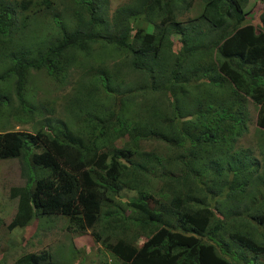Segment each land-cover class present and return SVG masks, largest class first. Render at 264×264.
Returning a JSON list of instances; mask_svg holds the SVG:
<instances>
[{
    "label": "trees",
    "instance_id": "trees-1",
    "mask_svg": "<svg viewBox=\"0 0 264 264\" xmlns=\"http://www.w3.org/2000/svg\"><path fill=\"white\" fill-rule=\"evenodd\" d=\"M76 1L74 28H67L53 16V40L22 38L24 42L17 45H13L18 32L15 13L9 3H0V59L7 63L0 81H13L11 89L19 111L31 116L33 110L25 104L22 91L28 70L44 69L58 77L67 63V53L84 52L88 44L102 40L130 56L128 65L134 71L145 73L134 84L135 90L141 92L143 88L165 97L166 106L160 110L154 101H144L150 118L167 117L166 130L157 132L145 123L124 124L123 110L130 112V107L138 103L131 95L140 94L126 91L113 100L101 118L85 112L83 105L72 106L77 110L75 118L84 114L73 132L66 127L55 129L46 121L48 118L43 125L50 132L42 126L33 134L1 132L0 159L27 153L35 168L33 173L27 170L24 186L12 189L11 196L17 193L16 206L7 227L24 226L37 214H59L77 223L80 230L91 229L101 213L108 217L118 213L116 225L121 227L126 217L115 209L119 207L123 212L130 209L136 213L131 220L138 232L127 237L125 228H121L120 237L100 242L121 264H254L257 255L264 256V184L260 176L254 175L256 164L251 163L249 172V163L233 157L225 160L226 154L222 158L220 149L228 152L232 141L242 133L246 98L256 107V127L264 132V15L260 16L262 30H257L250 23H242V3L246 0H201L195 18L214 30L203 35L193 25H185L194 19L183 23L175 19L174 9L170 11L169 4L172 7L173 2H183L188 8L192 0H141L118 12L116 34L108 37L107 25H96L99 4L95 0ZM18 4L14 2L24 11L30 1ZM154 9L161 18L152 30L135 27V20L150 16ZM174 35L179 37L182 50L164 81L159 79L162 67L158 66L163 64L159 52L164 47L171 51ZM205 36L209 42L198 48ZM196 52L200 56H195ZM186 60L195 63L193 77L181 80L176 74ZM200 74L208 79L192 83ZM100 78L108 80L106 74ZM223 81L239 96L228 105L215 101L217 92H213L214 98L209 92ZM217 91L220 94L222 90ZM6 99L0 92V104ZM192 109L196 110L194 119L182 121ZM82 133L89 134L87 140H82ZM108 138L118 140L120 145L106 144ZM149 140L160 141L173 151L165 167L150 152L137 159L140 143ZM100 172L105 173L104 177ZM154 178L159 179L158 184ZM123 189L131 190L133 195L135 192V197L119 200L116 195ZM256 195L258 201L254 200ZM243 199L249 200V205L244 206ZM239 201L247 212L240 216L241 223L235 221L239 217L227 216L232 211L238 213L235 205ZM104 203L110 208L101 212ZM221 233H226V240L220 238ZM231 246L235 253L228 254ZM41 258V254L28 253L17 257L14 264H35Z\"/></svg>",
    "mask_w": 264,
    "mask_h": 264
},
{
    "label": "rangeland",
    "instance_id": "rangeland-1",
    "mask_svg": "<svg viewBox=\"0 0 264 264\" xmlns=\"http://www.w3.org/2000/svg\"><path fill=\"white\" fill-rule=\"evenodd\" d=\"M21 0H0V3H9L16 16V24L18 32L14 37L13 45L28 41L31 39H39L40 41H51L56 35V27L52 21V17L56 16L67 28H74L76 26L77 1L75 0H46L47 3H41L42 0H29V8L21 11L14 2L18 4ZM99 4L100 14L96 18L97 26L107 25V36L116 34L114 27H118L117 14L120 10L127 7L135 6L137 1L141 0H95ZM188 2V0H187ZM19 5V4H18ZM170 6V11L174 9L175 19L184 23L188 19H194L185 25H193L196 31H200L203 35H210L214 32L213 29L208 28V23L204 20L196 19L195 16L200 12L202 1L192 0L188 8L184 6L183 2H173ZM244 16L242 23H250L255 26L257 30H262L260 24V16L264 15V0H246L242 3ZM165 12V11H164ZM148 17H139L135 22L141 30H152V27L161 18L158 10H153ZM166 13V12H165ZM156 31V30H155ZM24 38V40H22ZM178 36L171 37V51L164 47L159 52V59L163 64L159 72L163 80L169 76L171 68L175 61L179 59L181 53L180 41ZM210 38L203 37L198 48L209 42ZM1 47V46H0ZM173 49V50H172ZM72 54L73 59L70 58ZM200 56L198 52L195 56ZM66 65L62 68V74L55 77L52 74H47L44 69H30L25 76V84L23 87V97L25 104L32 107V114L27 115L24 111H19L11 89L13 81H0V92L5 93L7 99L5 103L0 104V133L4 131H18L33 134L40 126L46 131L50 132L47 127H44L43 122L48 118L49 124L55 126V129H62L66 127L70 131H74L77 121L81 120L76 117V109L72 106L80 104L85 107V112L92 116L98 115L100 118L106 116L107 110L111 106L113 100L121 93L130 91V94L140 92L135 90V86L142 80L141 75L145 74L142 70H133L128 65V58L124 52H120L113 48V44L98 40L95 43L88 44L84 52L79 53L73 50L66 54ZM195 63L189 60L183 63L179 69V74H176L181 80L193 77L191 74L194 70ZM7 68V63L0 59V73ZM106 74L108 80L105 81L100 78L101 75ZM146 77H144L145 79ZM208 78L202 74L193 78L192 83L206 81ZM214 82V81H212ZM135 84V85H134ZM221 89V93H218ZM217 92L215 101L221 100L228 105L231 100L239 98L233 94L227 87L225 81L220 83L218 87L210 89L211 97L214 98L213 92ZM80 94V97L78 96ZM132 100L137 101L136 106L130 107V112L124 109L121 114V121L124 124L132 122L145 123L148 127L157 132L165 131L164 122L167 120L166 116L152 119L145 110L148 108L147 103L154 101L158 105V110L165 108V97L153 93L149 90L143 91L139 95L133 96ZM181 97L178 95V99ZM147 102H145L144 101ZM183 99L179 100L180 110L182 108ZM246 114L245 124L242 133L232 141L228 152L225 153L221 148V156L225 160L233 157L249 163L247 170L251 171V163L256 164L255 176H260L264 184V132L259 130L255 125L256 107L248 98H246ZM189 104V102H188ZM198 104V103H197ZM196 104V105H197ZM140 111L137 110L140 107ZM142 112V116H139ZM151 115V114H150ZM171 115V114H170ZM196 115V110L192 109L189 113L182 116V121H192ZM51 119L53 121H51ZM181 120V119H180ZM82 140H87L88 133H82ZM106 144L113 147H118L120 143L118 140L108 138ZM229 144V145H230ZM228 145V146H229ZM157 157L164 167L167 159L172 156L173 151L164 143L155 140L143 141L140 143V150L137 154V159H140L141 154L149 153ZM29 154L25 153L23 156L17 158L0 159V264H14V260L22 255L28 253L41 254L42 258L35 264H121L120 261L110 251L103 246L101 241H114L116 237L121 236V228H125L126 236L133 237L138 232V228L131 220L136 215L130 209H123L118 207L119 202L114 201L121 216L126 218L122 221L121 227L116 225V218L118 213L114 216L108 217L101 213L98 222L94 224L93 228L80 230L77 223L71 221L64 215L59 214H37L30 219L24 226L7 227L12 215L15 212L16 194L11 196L12 189L24 186L27 179V170L35 169L29 162ZM154 162H151L153 167ZM31 168V169H30ZM38 171L36 170V173ZM104 172L100 175L104 177ZM150 178L149 176H145ZM253 179L250 180L251 184ZM158 184L159 179L154 178ZM151 182V179H150ZM153 182V186L155 185ZM132 196L135 197V192L131 190H120L116 197L121 201H126ZM259 196V195H258ZM264 196V192H263ZM259 197H255L258 201ZM245 200V199H243ZM250 201L245 200L244 206L249 205ZM122 205V204H121ZM235 210L238 213L230 212L228 217H239L236 222H242L241 215H247L243 211L244 207L240 206V201L236 203ZM121 207V206H120ZM108 204H103L102 211L109 209ZM124 208L125 207H121ZM225 208V206H224ZM212 209H214L212 207ZM219 209V208H218ZM215 215L219 217L218 212L213 210ZM225 210L221 208L223 213ZM227 214V213H226ZM244 226L247 222L243 223ZM249 226V225H248ZM94 232L98 239L92 233ZM145 233L142 234L144 237ZM220 238L226 240V233H221ZM139 242L136 243V245ZM228 254L235 253L231 246L227 251ZM249 258L253 256L248 255ZM229 261L233 262L231 259ZM244 264V263H241ZM254 264H264V256L257 255Z\"/></svg>",
    "mask_w": 264,
    "mask_h": 264
}]
</instances>
